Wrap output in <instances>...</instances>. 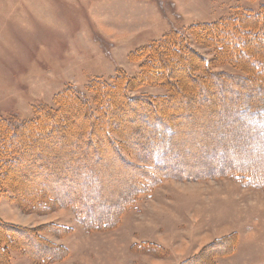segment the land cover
I'll list each match as a JSON object with an SVG mask.
<instances>
[{
	"label": "rangeland",
	"instance_id": "obj_1",
	"mask_svg": "<svg viewBox=\"0 0 264 264\" xmlns=\"http://www.w3.org/2000/svg\"><path fill=\"white\" fill-rule=\"evenodd\" d=\"M263 6L264 0H0V221L64 251L40 259L21 242L29 230L9 228L0 232L7 247L0 264H189L195 258L206 264L208 256L210 264H264V186H245L237 170H220L240 164L264 172V140L232 120L238 112L200 106L210 98L233 100L234 92L216 83L217 95L195 94L198 83L186 69L204 78L207 61L222 77L245 76L217 47L224 31L244 38L241 19ZM251 94L239 89L237 95ZM141 97L178 131L168 139V171L152 179L145 177L148 153L133 141L142 122L135 110L143 109L131 107ZM82 124L91 125L89 134L77 127ZM109 138L129 169L107 150ZM61 173L68 175L64 182ZM76 174L82 183L72 180ZM65 183L92 203L98 221L112 212L111 223L86 228L69 201L50 204L47 193L67 189ZM86 185L101 186L98 196L88 198ZM27 191L37 195L29 199ZM226 238H233L231 250L213 251Z\"/></svg>",
	"mask_w": 264,
	"mask_h": 264
},
{
	"label": "trees",
	"instance_id": "obj_2",
	"mask_svg": "<svg viewBox=\"0 0 264 264\" xmlns=\"http://www.w3.org/2000/svg\"><path fill=\"white\" fill-rule=\"evenodd\" d=\"M241 21L243 22L244 29H245V33L243 34L245 35L244 38H242L239 41H236L235 39L237 35H232L228 31L226 32L222 30L221 32L224 31V34H225L224 41L222 40L219 41V45L221 47H217V49L220 50L221 54L223 53L224 55H226V53H228L229 59L233 61V64L238 69L244 71L245 76L244 75L243 76L229 75V74L224 75V73L220 72L223 74V77H222V75L210 71V69L208 68L207 61L205 63L203 62V65H202L207 74L206 77L201 78L200 76L193 74L192 73L193 68L190 66L186 68L188 71L187 76L190 77V80L192 81V83H198V86H195L196 88H193V90H195L194 91L195 94H199L201 92L207 91L208 94H211L214 96V95H217L218 87L226 91H231V92L233 91L234 97L236 99L234 98L233 100L224 101L218 98H214V99L210 98L208 99V101H205L204 103H199V104L200 106L202 105V106L210 107L212 111L217 110V108L219 107L222 109L228 108L229 110L231 109V110H234L235 112H238L237 114L234 113L232 120L237 121L236 119L238 118L239 120L243 121L242 124H244V126H246L248 130L253 133L252 137L254 139L259 140V138H261L262 140H264V11L262 13L255 14L254 16H251V14H249L245 16L244 18H242ZM252 29H255L254 33L252 31L251 32L249 31ZM215 39H219V38L215 37ZM169 68H171V65L166 64V67L163 70H169ZM216 83H218L217 88H215ZM176 88H177L176 90H181L180 86L178 85H176ZM239 89H242L245 92L251 90V91H254L255 94H251L250 97L243 99V98L238 97L237 95L239 93ZM69 95L73 97L75 96L71 92L69 93ZM147 102H150V100L144 97H141L140 99H137V100L135 99V103H132L131 109L133 108L136 109L138 106H140L138 108L143 109V111L138 110V109L135 110V114H137L138 117L141 118L142 122L137 123L136 125L138 129H140V133H138L139 134L138 136L133 138V141H137L138 151H141L142 147H139V145H142L143 148L148 153V156L147 155L145 156L151 162V165H150L151 167L149 169H146L147 172L145 173V177L148 179H152L155 174H161L163 170L168 171V169H166L164 166L165 165L164 157L166 155H170L169 153L172 150L171 145H168L170 144L168 139L175 137L178 134V131L175 127H172L171 125L168 124L169 119L160 117L157 111L153 113V109H151L152 112H149L148 111L149 109L145 108V105ZM89 126L91 125L89 124ZM89 126L87 125L85 127L82 124V127L80 126H77V127L80 130L83 129L86 131L87 127ZM87 132L88 131H86V133ZM128 134H130V132L123 133V135L125 136L127 135L126 136L127 138L129 136ZM88 140L89 142L91 141L89 138ZM157 140H160L162 142L159 143L157 142ZM86 142H87V138L85 139V143ZM106 142L108 143L107 150L109 149V151L112 152L114 156H116V159H119L118 162L122 167H124L125 169H129L130 164L126 162V159L120 154V150L118 149V147L112 144V140H110V138L107 139ZM169 147L171 148L168 149ZM94 152H98V151L94 150ZM225 160H229V157H226ZM77 163H78L77 161L70 162V164H73L74 166ZM70 164L67 166L69 170H72V168L74 169V167H72ZM90 167H92V165ZM229 169L237 170L239 172V173H235L236 179L238 181H241V183L245 186H256V187L264 186L263 184H261V182H264V172L253 173L250 169L245 168L241 166L240 164H236L234 166L226 167L220 170L228 171ZM149 170L150 171L154 170V173H150V172L148 173ZM243 172L247 174H244ZM173 174H176V173H173ZM67 176L68 175H66V173H61L60 180L61 181H63L62 179L66 180L67 178H64V177H67ZM75 176L76 178H74V175L72 176V180L76 181L77 179V181L79 180L77 183H82V180L80 182V178L77 177L80 175L76 174ZM165 177H169V176H165ZM161 178L162 176L159 178V181ZM253 180L259 181L261 185L254 183ZM158 182H155L153 184H157ZM148 183H150V180L148 181ZM65 184L66 185L64 186L67 187V189L65 190H64V187L63 188L59 187V192L53 191L52 192L53 194L50 191L51 189L49 190L51 194L47 193V196L53 198L52 200H54V201H49L50 204L55 205L54 202L57 199L58 201H61L62 204L67 203V201H69L70 202L69 204L71 205L76 215V218L86 228L89 227L91 224L94 226H97L98 223H102L104 226H106L108 225V223H111V221L113 220V216H114L112 215V212H110L108 215H104L102 217L103 219L98 221V219H96V214L92 212L93 207H94L92 203L90 202L88 203L86 199L79 200L78 193L76 191L71 192L69 188L70 185H68L67 183ZM30 187L28 191L32 190L31 192H35L33 190L34 186H30ZM84 188L85 189L89 188V191H86L87 192L86 196L88 198H91L93 196L95 197L96 195L98 196V188L101 189V186L100 187L97 186L96 188H90L89 185H86ZM28 191H27V194H28L27 196L29 197V199L37 195V192L34 195H29ZM61 196L63 198H60ZM127 200H125V202ZM116 205L123 208L125 203L123 204L121 202V204H116ZM92 213L95 215V218L92 217ZM95 222H98V223H95ZM8 224L9 223L0 221V232H4V231L6 232V230H10L9 228H13V230L15 229L29 230L26 228L14 227V226L8 228L7 226ZM51 229L53 230L54 226L51 227ZM59 230L60 229H57V231L60 233L61 231ZM29 233H30V236L25 238V240L21 242L24 246L29 245L30 250L29 249L28 250L31 251V253H35V255L41 256L39 257L40 259H45L44 257L55 258V256L59 257L60 254L64 253L62 248L56 249L55 244H51L48 240H45V239L38 240V236L32 233V231L30 230H29ZM4 236H6V234ZM231 242L233 243V238L232 239L226 238L225 241L223 240L221 242H217L218 245H216V247L213 248V251H222L224 253L228 252L231 250L230 249ZM217 248H219V250H215ZM232 248H233V245H232ZM6 250H7V247H1L0 245V251H5L3 254L1 253L0 255L2 256V258H4L3 257L4 255L7 256ZM208 257L209 258L207 260V263L210 264V261H209L210 256ZM192 261L194 264L195 263L201 264L200 258L191 259V261L189 260V264ZM4 263L7 264V261L5 260Z\"/></svg>",
	"mask_w": 264,
	"mask_h": 264
}]
</instances>
